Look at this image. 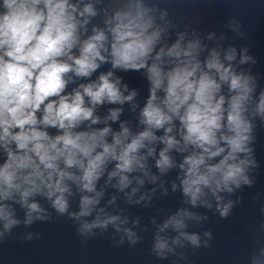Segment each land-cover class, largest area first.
Segmentation results:
<instances>
[{
	"label": "clouds",
	"instance_id": "obj_1",
	"mask_svg": "<svg viewBox=\"0 0 264 264\" xmlns=\"http://www.w3.org/2000/svg\"><path fill=\"white\" fill-rule=\"evenodd\" d=\"M150 11L140 0H127L103 28L94 25L88 34L89 18L98 14L91 3L81 8L79 0H0V220L5 231L19 223L12 203L27 209L25 223L44 211L30 197L46 198L61 215L68 212L71 185L81 195L79 211L69 215L79 220L97 212L94 220L82 222L81 233L109 224L119 231L126 220L97 208L104 194L97 183L105 176L106 184L115 178L112 186L123 191L133 183L130 174L149 176L147 159L156 155L157 143L163 147L155 167L164 173L178 166L182 194L193 207H211L204 199L211 195L226 218L232 202L221 206L219 193L253 183L246 175L249 166H256L249 159L255 139L250 117L264 120V90L252 107L255 77L236 71L234 48L223 61L216 49L201 60L200 40L185 44L183 33L170 46L158 47L164 29L155 25ZM252 59L245 54L240 63ZM105 64L145 75L148 94L139 110L143 128L135 134L126 123L119 131L108 123L118 121L122 108H109L103 120L96 114L99 106L123 105L138 95L112 70L93 78ZM173 150L182 154L178 165ZM137 190L133 187L131 194ZM186 218L199 219L181 208L159 227L158 255L172 251L168 238L159 234L170 227L179 233L173 244L183 237L199 246L197 234L182 231ZM124 231L136 243L135 233ZM252 264H264V247L253 254Z\"/></svg>",
	"mask_w": 264,
	"mask_h": 264
},
{
	"label": "water",
	"instance_id": "obj_2",
	"mask_svg": "<svg viewBox=\"0 0 264 264\" xmlns=\"http://www.w3.org/2000/svg\"><path fill=\"white\" fill-rule=\"evenodd\" d=\"M126 2L127 0H79L81 8L84 4L91 3L98 13L95 17L89 18L90 23L86 26L88 34H91L94 25L103 28L104 20L122 8ZM140 2L151 10L149 15L153 16L155 25L164 29L158 47L170 46L179 38V34L183 33L185 44L189 40H200L201 60L216 49L220 52L223 61L224 54L234 48L235 60L231 63L236 71L255 77L256 88L252 105L254 107L259 93L264 90V0H140ZM245 49H247L246 53ZM245 54L253 59L242 64L240 61ZM224 63L229 62L224 61ZM108 70H112L115 76H120L122 83L129 85V91L135 88L138 95L133 102H126L123 105L106 103L99 106L96 114L103 120V117L108 115L109 108H122L118 121L108 123L114 131H119L120 124L126 123L135 134L143 128L139 125V110L148 94V82L143 72L125 73L111 69L110 64L102 65L93 78L100 72ZM124 94L127 95V92ZM133 104H138L139 107L134 109ZM250 118L254 124L252 135L255 139L249 144V147L253 148L249 159L254 158L256 166H249L246 175L253 183L245 185L241 182L239 188L232 186L231 193L227 191L219 193L222 197L221 206L228 204L229 201L232 202L226 218L220 216L217 201L211 195L204 198L211 207L202 203L193 207L190 203H186L187 198L183 196L180 187L179 177L182 173L178 166L164 173L155 167L159 149L163 147L159 143L156 144V155L147 159L149 176H144L142 172L130 174L133 183L128 189L137 188V194L175 213L181 208L187 209L199 217V219H188L230 237L264 247V120L259 115ZM103 126L100 124L93 127ZM51 131L55 132V130ZM162 134V130L157 133V135ZM170 155L177 165L182 161V154L175 150L171 151ZM241 158H244V154H241ZM151 176L157 179L153 181L150 179ZM135 177H140L144 183L137 184ZM113 180L116 181L115 178ZM173 183L177 185L175 190L172 188Z\"/></svg>",
	"mask_w": 264,
	"mask_h": 264
}]
</instances>
